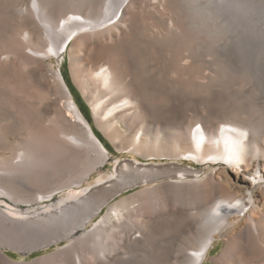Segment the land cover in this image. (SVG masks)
<instances>
[{
    "label": "bare ground",
    "instance_id": "obj_1",
    "mask_svg": "<svg viewBox=\"0 0 264 264\" xmlns=\"http://www.w3.org/2000/svg\"><path fill=\"white\" fill-rule=\"evenodd\" d=\"M261 12L264 0H0V264H136L163 219L186 212L170 204L149 216L145 189L123 197L156 179L139 159L115 160L105 174L113 157L65 79L67 56L97 124L129 152L222 166L218 189L200 206L198 248L169 261L205 264L222 237L212 264H264V124L242 109L240 90ZM200 54L238 76L228 84L216 68V76L188 72ZM61 159L70 170L57 178ZM184 171L179 183L195 185L188 178L196 174ZM63 241L29 263L6 254Z\"/></svg>",
    "mask_w": 264,
    "mask_h": 264
},
{
    "label": "rangeland",
    "instance_id": "obj_2",
    "mask_svg": "<svg viewBox=\"0 0 264 264\" xmlns=\"http://www.w3.org/2000/svg\"><path fill=\"white\" fill-rule=\"evenodd\" d=\"M263 1V0H262ZM260 19V20H259ZM258 52L254 56L251 54L248 56L247 66L243 68L242 78V96L243 102L245 103L242 106V109L252 112L257 116H261L262 123L264 124V14L261 12L258 14ZM205 53V52H204ZM207 53V52H206ZM208 54V53H207ZM206 54V57L197 56L199 58L196 64H191L188 67V72H193L198 75L209 74L212 76H216V72L219 71L220 75L226 77L228 79V84L232 83V79H234L237 75L235 71L227 69L225 71L220 65H217L218 60L215 56H209ZM215 59L217 60H214ZM252 57V60L250 59ZM209 59L211 62L207 64L208 68L203 63V59ZM202 60V61H201ZM214 60V61H213ZM251 64H249V63ZM200 63V64H199ZM203 65H202V64ZM216 63V64H214ZM258 63V64H257ZM58 65V64H56ZM213 65L215 67H213ZM246 65V64H245ZM217 66V67H216ZM219 67V68H218ZM58 69V66H56ZM207 68V69H206ZM216 68V70H215ZM212 69V70H211ZM221 69V70H219ZM196 70V71H195ZM200 70V71H199ZM216 71L215 73L213 71ZM62 71L64 72L65 79L79 102L83 112L85 113L89 122H91L93 129L97 136L102 139L108 151L111 153L113 159L106 166L105 174H110L114 170V161H128L129 159H139L141 162L147 163L150 168H152V175L156 177L153 183L150 184L149 187L140 186L136 189L130 190L123 194V197H129L131 194L145 189L141 198L147 200V209L146 213L149 216L154 215V208L159 207L158 215L163 213V209L170 204L173 207H182L186 212L181 213L177 216L166 217L162 221V225L156 230L152 232V240L142 250L137 252L136 264H181L174 263V261H169V254L173 252H177L181 255V260H183L188 254H193L194 250L198 248V234L204 227V216L201 215L203 205L206 207L209 204V201L212 199V194L217 187L212 188L213 180L217 177V174L221 172L222 166L220 165H203L197 162H192L183 159L182 156L178 154H169L168 156H161L159 158L156 157H144L134 153L129 152L127 147L126 140L124 138L113 139L108 136L97 124L92 108L89 103L85 99L80 87L74 80L71 67H70V58L67 56V62L62 67ZM186 71V72H187ZM222 71V72H221ZM225 71V72H224ZM235 72V73H234ZM218 73V74H219ZM186 76V78H185ZM235 76V77H234ZM184 79H187V74L183 75ZM202 81V80H201ZM230 82V83H229ZM239 88V87H237ZM245 91V92H244ZM244 93V94H243ZM188 110V109H187ZM189 115H193L194 112L187 111ZM142 119H135L129 122L130 124L134 122L141 121ZM260 121V119H258ZM128 127L122 128V134L124 137L129 134L127 131ZM127 139V138H126ZM69 161V160H68ZM66 160H59L57 165L52 169V173L56 175L57 178H64L66 174L70 170V163ZM185 169L190 170L192 173L196 175L190 176L188 179L192 181H196L195 185H182L179 183L181 178H184L183 174L186 172ZM182 175V177H181ZM228 176L234 181L243 180V176H240L234 172L228 173ZM98 180V176L96 175L91 179L90 183H95ZM89 183V184H90ZM89 184H85L84 189L87 188ZM256 191V198L261 197V189H254ZM66 191V190H65ZM146 196V197H145ZM259 196V197H258ZM108 209H106L107 211ZM105 211V213H106ZM102 217L98 216L95 221H99ZM192 221L194 226L193 228H188L187 222ZM91 226H89V229ZM154 235V236H153ZM67 241L61 242L59 245L51 246L48 249H42L34 252L32 255H22L17 251L8 250L6 252L8 258L14 262H22L29 263L33 262L36 259L42 258L46 255L52 254L60 247L67 245ZM156 245V246H155ZM158 245V246H157ZM158 247L162 250L163 255L159 258L157 257ZM225 248V243L223 238H219L215 242V248L212 249L209 259L205 264H212L211 259L219 257ZM169 261V262H168ZM54 262V261H53ZM51 263L50 261L39 262L38 264H56Z\"/></svg>",
    "mask_w": 264,
    "mask_h": 264
},
{
    "label": "water",
    "instance_id": "obj_3",
    "mask_svg": "<svg viewBox=\"0 0 264 264\" xmlns=\"http://www.w3.org/2000/svg\"><path fill=\"white\" fill-rule=\"evenodd\" d=\"M85 126H86L87 130H89L91 132V134L93 135L89 126L88 125H85ZM93 137L96 139V137L94 135H93ZM97 142H98L99 146L101 147V149L105 150V148L103 147V145L101 144V142L98 139H97Z\"/></svg>",
    "mask_w": 264,
    "mask_h": 264
},
{
    "label": "trees",
    "instance_id": "obj_4",
    "mask_svg": "<svg viewBox=\"0 0 264 264\" xmlns=\"http://www.w3.org/2000/svg\"><path fill=\"white\" fill-rule=\"evenodd\" d=\"M66 78V77H65ZM75 97V96H74ZM75 99H76V97H75ZM77 100V99H76ZM78 102V101H77ZM79 103V102H78ZM97 135V134H96ZM98 138H99V136H98ZM101 141H102V139L101 138H99ZM102 143H103V141H102ZM104 144V143H103ZM105 145V144H104ZM106 147V146H105Z\"/></svg>",
    "mask_w": 264,
    "mask_h": 264
}]
</instances>
